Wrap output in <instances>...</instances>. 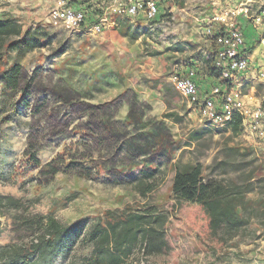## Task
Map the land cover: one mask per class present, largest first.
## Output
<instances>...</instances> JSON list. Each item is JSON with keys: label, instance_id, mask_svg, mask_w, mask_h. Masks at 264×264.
<instances>
[{"label": "rangeland", "instance_id": "374dc122", "mask_svg": "<svg viewBox=\"0 0 264 264\" xmlns=\"http://www.w3.org/2000/svg\"><path fill=\"white\" fill-rule=\"evenodd\" d=\"M181 1L184 7L186 0ZM172 3H166L158 19L136 22L131 33L139 34L137 40L123 38L115 27L97 34L66 31L48 24L44 15H10L24 30L41 27L48 42L26 55L9 56L7 69L18 62L23 79H33L24 96L3 92L0 84V193L27 206L0 212V245L28 243L36 228L25 218L53 214L65 224H86L70 258L57 262L68 264L72 258L81 264L93 250L91 231L108 211L156 209L167 219L168 248L150 255L137 241L122 264H264V224L251 220L223 249L213 251L198 237L207 226L200 207L173 197L178 166L201 162L206 175L233 176L240 157L226 148L250 147L251 157L261 162L264 137L254 122L236 134L229 126L201 121L200 111L174 88L171 74L194 65L191 61L204 67L214 38L206 33L201 10L176 6L172 11ZM12 4L17 5L0 0V9ZM263 5L264 0H245L241 7L254 15ZM235 13L225 14L235 19ZM246 86L226 83L225 90L247 93ZM257 87L259 94L264 92V86ZM202 128L208 132L192 140L193 131ZM30 152L41 162L64 158L62 171L51 181L39 178L27 163ZM225 160L234 162L226 165ZM146 172L153 174L156 188L142 196L136 184ZM86 173L89 177L82 176Z\"/></svg>", "mask_w": 264, "mask_h": 264}, {"label": "trees", "instance_id": "16d2710c", "mask_svg": "<svg viewBox=\"0 0 264 264\" xmlns=\"http://www.w3.org/2000/svg\"><path fill=\"white\" fill-rule=\"evenodd\" d=\"M179 5L183 6V2ZM118 22V30L124 37L131 40L139 38L137 32L131 33L132 25L128 20L118 19ZM47 42L48 35L41 27L24 30L18 19L0 16V84L3 92L15 91L24 96L29 82L33 81L32 78L30 81L23 79V67L18 62L6 68L10 54L26 55ZM212 60V57L206 59L208 72L219 77L220 71L211 65ZM21 105L28 104L21 102ZM243 126L244 115L235 112L229 124L230 130L238 134ZM207 132L206 128L195 130L191 138L199 140ZM226 150L240 157L235 161V175L209 176L204 173L201 162L188 163L178 166L172 183L173 197L180 204L200 207L207 226L198 232V237L213 251L223 249L229 239L238 235L251 220L264 224V161L258 162L251 157L250 147L232 145ZM63 160L57 156L41 162L35 153L27 154V163L35 169L37 176L49 181L62 171ZM224 162L227 165L234 161ZM2 176L0 173V181H3ZM82 176L89 177L87 173ZM152 178L153 174L146 172L137 182L136 188L142 196L155 190L156 183ZM251 194L255 196L251 197ZM5 209L26 210L27 206L20 198L0 193V212ZM166 220L156 209L141 212L128 208L118 215L108 211L104 221L91 231L89 238L93 242V250L81 264H122L137 241L144 244L147 254L163 253L168 248ZM25 223L36 228V235L28 243L0 245V264H57L60 257L70 258L86 230L83 222L65 224L53 214H31L25 218ZM68 264L77 263L71 258Z\"/></svg>", "mask_w": 264, "mask_h": 264}, {"label": "built area", "instance_id": "2783aa9c", "mask_svg": "<svg viewBox=\"0 0 264 264\" xmlns=\"http://www.w3.org/2000/svg\"><path fill=\"white\" fill-rule=\"evenodd\" d=\"M162 0H115L113 9L120 16L137 17L142 15L148 20H156L160 15ZM239 13L249 17L257 27L264 26V5L252 15L249 7H242ZM90 9L73 8L68 0H57L50 9L46 22L66 31H89L101 33L108 22L106 11L97 23H90ZM206 27V33L213 36L218 46L216 66L221 70L223 79H231L233 74L248 69V57L245 54L244 32L237 26L236 20L228 14H215ZM195 73L175 71L170 80L179 94L200 111L201 121L220 126H229L232 115L240 112L244 115L245 103L239 90L227 92L219 86L213 87L204 95L194 79ZM264 77V74H261ZM226 88V86H225ZM253 128L264 137V108L259 106L253 113Z\"/></svg>", "mask_w": 264, "mask_h": 264}, {"label": "crops", "instance_id": "0c3cea01", "mask_svg": "<svg viewBox=\"0 0 264 264\" xmlns=\"http://www.w3.org/2000/svg\"><path fill=\"white\" fill-rule=\"evenodd\" d=\"M14 1L17 5L12 4L9 9H0V16H20V14H22L23 16L25 15L26 17L33 19L44 15L43 19L46 21L50 8L55 5L57 0H45L44 3L42 0ZM168 1H173L171 7L172 11L177 7H181L182 10H201L198 15L201 14V19L207 22L208 25L211 22V18L215 14H225L230 12H236L238 14V11L242 8V4L245 2V0H186L184 3L186 8H184L185 6L183 7L179 5L180 2H183L181 0H162L160 3V15L164 13V8ZM68 2L71 7L76 9L83 7L89 8L91 17L89 21L90 23H97L99 18L103 15V12L106 11L108 15V22L103 30L115 27L116 32H119V22L118 19H114V17H118L120 20H128L132 27L137 26L136 22L138 21L147 20L142 15L133 18L118 15L113 9L115 0H68ZM203 14L206 15L202 17ZM235 19L237 26L244 32L245 36L244 50L249 62L247 70H244L241 75L233 74L231 79H223L221 76V70L215 64L218 46L213 39L211 44L207 45V47H209L207 59L212 57L213 60L211 61V65L220 71V76L217 77L210 75L207 66L205 65L203 67L198 63V61H191V64L194 65L182 68L181 72L189 73L193 71L195 73L194 79L196 80L203 95L210 91L213 87H216L218 84L224 86H226V83L229 85L236 84L238 87L247 84L246 87L250 88V91L247 93L243 92L240 88H233L241 91L242 93V99L245 103V124L246 122H253V110L257 109V107H259L264 101V92L259 94L257 90V86H264V77L261 76V74H264V26H255L252 20L243 13H239ZM122 37L127 38L123 35ZM263 247L264 245H262L261 248Z\"/></svg>", "mask_w": 264, "mask_h": 264}]
</instances>
